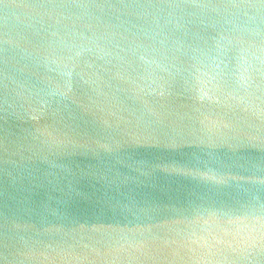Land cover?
I'll use <instances>...</instances> for the list:
<instances>
[{
  "label": "water",
  "instance_id": "obj_1",
  "mask_svg": "<svg viewBox=\"0 0 264 264\" xmlns=\"http://www.w3.org/2000/svg\"><path fill=\"white\" fill-rule=\"evenodd\" d=\"M0 264H264V0H0Z\"/></svg>",
  "mask_w": 264,
  "mask_h": 264
}]
</instances>
